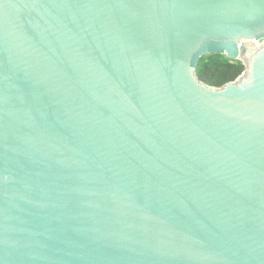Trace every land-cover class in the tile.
I'll list each match as a JSON object with an SVG mask.
<instances>
[{
    "label": "water",
    "instance_id": "water-1",
    "mask_svg": "<svg viewBox=\"0 0 264 264\" xmlns=\"http://www.w3.org/2000/svg\"><path fill=\"white\" fill-rule=\"evenodd\" d=\"M0 264H264V0H0Z\"/></svg>",
    "mask_w": 264,
    "mask_h": 264
},
{
    "label": "trees",
    "instance_id": "trees-1",
    "mask_svg": "<svg viewBox=\"0 0 264 264\" xmlns=\"http://www.w3.org/2000/svg\"><path fill=\"white\" fill-rule=\"evenodd\" d=\"M218 55H208V56L218 57ZM203 58H201V60L199 61V64L196 69V75L202 83L210 87H212L213 85L223 86L226 83L233 81L245 69L244 65H234V64H231L228 67H217L216 70L220 72L219 77H218L220 79H212L208 76V72L215 69V67L212 65H206L205 63H203L202 62Z\"/></svg>",
    "mask_w": 264,
    "mask_h": 264
},
{
    "label": "rangeland",
    "instance_id": "rangeland-1",
    "mask_svg": "<svg viewBox=\"0 0 264 264\" xmlns=\"http://www.w3.org/2000/svg\"><path fill=\"white\" fill-rule=\"evenodd\" d=\"M202 62L205 63L206 65H212V66L215 67V69H213V70H211V71L208 72V76L210 78H212V79H220V78H218L220 72L218 70H216L217 67H228L231 64H234V65H244L245 66L244 61H241V60H230V59H228L223 54L218 55V57H215V56H205L202 59ZM243 72H245V69H244ZM242 73L239 76H241ZM239 76H237L233 81H230V82H234ZM220 86L221 85H213L212 88H220Z\"/></svg>",
    "mask_w": 264,
    "mask_h": 264
}]
</instances>
